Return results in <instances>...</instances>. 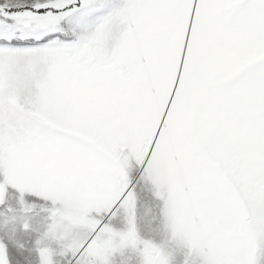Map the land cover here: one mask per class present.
<instances>
[{
	"label": "snow or ice",
	"instance_id": "6c2138e0",
	"mask_svg": "<svg viewBox=\"0 0 264 264\" xmlns=\"http://www.w3.org/2000/svg\"><path fill=\"white\" fill-rule=\"evenodd\" d=\"M0 264H264V0H0Z\"/></svg>",
	"mask_w": 264,
	"mask_h": 264
}]
</instances>
